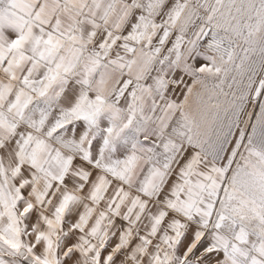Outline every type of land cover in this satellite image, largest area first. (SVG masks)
I'll use <instances>...</instances> for the list:
<instances>
[{
  "label": "snow or ice",
  "instance_id": "obj_1",
  "mask_svg": "<svg viewBox=\"0 0 264 264\" xmlns=\"http://www.w3.org/2000/svg\"><path fill=\"white\" fill-rule=\"evenodd\" d=\"M0 264H264V0H0Z\"/></svg>",
  "mask_w": 264,
  "mask_h": 264
}]
</instances>
